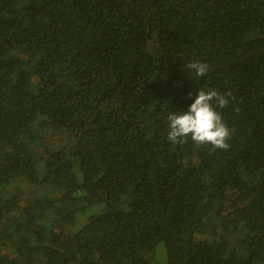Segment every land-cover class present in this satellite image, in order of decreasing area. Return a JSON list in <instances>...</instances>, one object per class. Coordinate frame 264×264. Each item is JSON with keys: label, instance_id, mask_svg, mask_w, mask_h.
I'll list each match as a JSON object with an SVG mask.
<instances>
[{"label": "trees", "instance_id": "trees-1", "mask_svg": "<svg viewBox=\"0 0 264 264\" xmlns=\"http://www.w3.org/2000/svg\"><path fill=\"white\" fill-rule=\"evenodd\" d=\"M0 264H264V0H0Z\"/></svg>", "mask_w": 264, "mask_h": 264}, {"label": "clouds", "instance_id": "clouds-1", "mask_svg": "<svg viewBox=\"0 0 264 264\" xmlns=\"http://www.w3.org/2000/svg\"><path fill=\"white\" fill-rule=\"evenodd\" d=\"M188 72L200 78L210 67L201 61L186 64ZM191 96V93H189ZM231 93H220L216 89L196 90V95L186 111L170 112L168 115L167 139L172 144H184L190 138L196 145L210 144L211 150H227L231 130L224 122L221 112L229 104Z\"/></svg>", "mask_w": 264, "mask_h": 264}, {"label": "rangeland", "instance_id": "rangeland-1", "mask_svg": "<svg viewBox=\"0 0 264 264\" xmlns=\"http://www.w3.org/2000/svg\"><path fill=\"white\" fill-rule=\"evenodd\" d=\"M160 248V247H159Z\"/></svg>", "mask_w": 264, "mask_h": 264}]
</instances>
